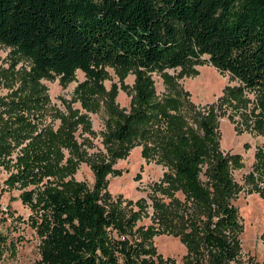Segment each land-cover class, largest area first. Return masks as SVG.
<instances>
[{
	"label": "trees",
	"instance_id": "1",
	"mask_svg": "<svg viewBox=\"0 0 264 264\" xmlns=\"http://www.w3.org/2000/svg\"><path fill=\"white\" fill-rule=\"evenodd\" d=\"M0 43L30 61L21 77L24 94L18 104L23 111L13 117L23 132L13 138L16 145L30 138L17 160V176L35 185L23 200L38 213L41 264H155L142 244L112 235L134 219L103 203L111 166L92 165V189L63 180L74 168L69 159L61 164L62 147L80 153L72 122L65 118L57 131L34 134L37 125L29 119L31 108L47 100L40 80L66 84L77 70L85 76L77 95L86 109L98 110L100 100L110 97L102 86L106 67L135 75L132 111L121 113L112 97L106 108L110 156H125L133 140L151 141L142 154L152 152L167 166L163 190L184 195L183 203L172 196L159 223L186 245L187 264H204V257L210 264H228L238 255L241 225L233 204L238 188L231 169L241 166L240 158L219 150L213 105L200 112L187 103L194 128L178 99H156L150 73L190 70L207 60L238 81L229 91L231 102L245 105L244 91L256 92L255 126L264 136V0H0ZM4 126L0 162L8 148ZM257 159L264 167V145Z\"/></svg>",
	"mask_w": 264,
	"mask_h": 264
},
{
	"label": "rangeland",
	"instance_id": "2",
	"mask_svg": "<svg viewBox=\"0 0 264 264\" xmlns=\"http://www.w3.org/2000/svg\"><path fill=\"white\" fill-rule=\"evenodd\" d=\"M202 58L207 59V56ZM29 69L30 61L14 55L11 47L0 43V124L9 128L4 139L8 144L7 153L0 162V264H41L35 227L38 213L23 200L24 192L35 185L25 184L17 176V160L30 138L18 145L13 138L15 132L17 137L23 132L13 117L23 111L18 104L19 97L24 94L21 77ZM106 71L102 86L110 97L100 100L98 110L86 109L76 93L79 82L85 79L80 70L66 84H61L58 79L40 80L44 88L42 94L47 100L41 106L31 108L29 119L37 125L34 134L46 128L57 131L65 118L71 121L70 127L80 153L76 156L62 147L61 164L69 159L74 168L63 180L83 182L92 189L95 180L92 165L109 164L113 172L105 176V188L101 191L103 203L107 208H119L125 219H134V224L125 227L123 232L113 231V237L128 244H142L155 264H187L186 245L159 223L161 210L168 209L172 196L183 203L184 195L177 191L170 196L163 190L165 183L162 179L167 166L158 162L152 152L148 157L142 154L144 145L153 146L151 141L133 140L122 157H111L108 152L105 137L108 102L112 97L113 105L121 113L129 114L134 107L135 75L132 72L122 74L112 67H106ZM150 77L156 99L166 96L178 99L181 113L194 128L192 114L185 112L187 103L193 104L200 112L214 106L219 150L224 155H238L241 163L240 167L231 169L238 188L233 204L238 209L241 225L239 253L228 264H264V167L257 159V153L264 145V136L255 126L256 92L244 91L245 105L231 102L229 91L239 86L238 81L227 72H220L207 60L190 70L178 67L154 71ZM35 115L37 121L32 119ZM203 263L210 264L209 258L204 257Z\"/></svg>",
	"mask_w": 264,
	"mask_h": 264
}]
</instances>
